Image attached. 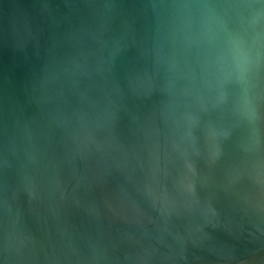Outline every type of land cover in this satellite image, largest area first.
Returning <instances> with one entry per match:
<instances>
[{"label":"water","instance_id":"water-1","mask_svg":"<svg viewBox=\"0 0 264 264\" xmlns=\"http://www.w3.org/2000/svg\"><path fill=\"white\" fill-rule=\"evenodd\" d=\"M0 264H264V0H0Z\"/></svg>","mask_w":264,"mask_h":264}]
</instances>
